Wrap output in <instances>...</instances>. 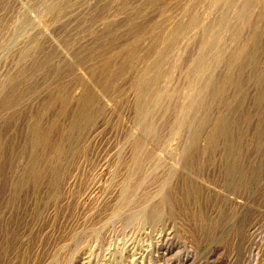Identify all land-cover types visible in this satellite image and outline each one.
Here are the masks:
<instances>
[{
  "label": "rangeland",
  "instance_id": "374dc122",
  "mask_svg": "<svg viewBox=\"0 0 264 264\" xmlns=\"http://www.w3.org/2000/svg\"><path fill=\"white\" fill-rule=\"evenodd\" d=\"M0 264H264V0H0Z\"/></svg>",
  "mask_w": 264,
  "mask_h": 264
},
{
  "label": "bare ground",
  "instance_id": "6f19581e",
  "mask_svg": "<svg viewBox=\"0 0 264 264\" xmlns=\"http://www.w3.org/2000/svg\"><path fill=\"white\" fill-rule=\"evenodd\" d=\"M259 14V13H258ZM258 16V15H257ZM101 73V72H100ZM115 92V91H114ZM80 116V115H79ZM222 143V142H221ZM180 149V148H179ZM248 163V162H247ZM90 194V193H89Z\"/></svg>",
  "mask_w": 264,
  "mask_h": 264
}]
</instances>
